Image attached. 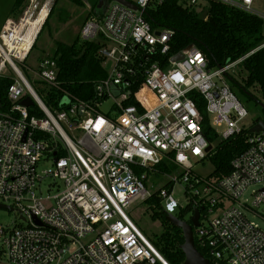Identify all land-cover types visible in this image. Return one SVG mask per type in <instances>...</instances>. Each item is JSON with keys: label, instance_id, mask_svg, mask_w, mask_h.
Wrapping results in <instances>:
<instances>
[{"label": "built area", "instance_id": "obj_1", "mask_svg": "<svg viewBox=\"0 0 264 264\" xmlns=\"http://www.w3.org/2000/svg\"><path fill=\"white\" fill-rule=\"evenodd\" d=\"M125 1L110 2L102 16L86 19L79 29L81 40L99 41L97 54L107 70L95 84L94 102L63 91L56 60L47 56L35 74L40 88L62 92L60 109L52 110L20 68L54 0H24L17 18L0 30V77L11 79L10 106L0 111V204L19 220L0 225V264H168L125 211L154 193L146 186L148 172L167 178L170 189L164 184L157 190L166 214L182 208L175 185L199 210L193 234L213 264H264V228L249 219L264 221V131H249L246 149L223 178L199 176L189 159L202 161L213 149L192 93L201 96L219 139L254 125H245L248 110L228 83L229 70L242 59L208 68L203 53L190 45L178 52L181 59L171 61L173 54L162 66L155 57L168 54L174 31L156 30L147 21L150 0ZM219 1L264 23V0L263 12L253 9L256 0ZM131 93L135 103L125 105ZM25 97L32 105L21 104ZM107 99L112 104L102 113ZM33 105L41 113L31 114ZM163 160L177 171L160 172L156 165ZM45 161L51 166L39 170ZM47 177L53 178V194L42 193ZM253 186L250 198L244 197Z\"/></svg>", "mask_w": 264, "mask_h": 264}, {"label": "trees", "instance_id": "obj_2", "mask_svg": "<svg viewBox=\"0 0 264 264\" xmlns=\"http://www.w3.org/2000/svg\"><path fill=\"white\" fill-rule=\"evenodd\" d=\"M23 1L16 0L17 7L22 6ZM70 1L83 5L82 0ZM111 1L92 0L91 8L81 25L92 16H102ZM53 8L44 25L51 16ZM146 19L156 30L169 28L174 31L170 40V51L166 55L156 56L154 61L164 66L169 63V58L173 54L190 45H194L203 53L208 68L225 66L242 59L236 65L241 73H245V76H241V83L230 74L228 78L246 94L249 88H255L264 98V46L261 47L264 42V23L261 18L219 0H204L193 5L189 3V0H160V2L150 0L146 10ZM99 46L98 40L83 41L78 35L71 44L57 41L54 55L50 56L56 60L57 79L61 89L84 102L96 100L95 84L107 74L102 59L97 54ZM10 83L9 77H0V111H7L10 106L7 98V88ZM139 86V83L134 85L131 91L134 92ZM38 91L50 109H60L58 102L62 96L61 91L46 88H40ZM191 97L198 104L203 115V133L213 145V149L206 158L213 165V171L209 176L215 179L223 178L231 171V161L246 149V138L250 135L249 128L244 129L238 135L219 139L217 133L209 125L201 96L198 93H192ZM133 103L135 101L131 93L130 98L124 101V104ZM114 108L112 110H115ZM29 111L31 114L41 113L35 105L29 107ZM116 113H119V110L116 109ZM58 153L61 155V152ZM156 168L160 172L177 171L176 166L167 160L161 161ZM149 173L151 172H148V175ZM152 174L157 175V173ZM163 187L170 189L167 184ZM146 202L149 205L151 217L158 220L162 226V232L151 242L168 264H182L185 259L181 250V245L184 243L182 230L166 219V213L157 191ZM193 209L191 204H187L179 210L176 217L189 223L190 220H185L184 216L185 213H192ZM194 243L196 249L213 264L212 259L198 245L196 237H194Z\"/></svg>", "mask_w": 264, "mask_h": 264}, {"label": "rangeland", "instance_id": "obj_3", "mask_svg": "<svg viewBox=\"0 0 264 264\" xmlns=\"http://www.w3.org/2000/svg\"><path fill=\"white\" fill-rule=\"evenodd\" d=\"M82 1L83 5H77L70 0H58L57 2L56 0H54V8L52 7L53 12L51 16L49 17L47 23L45 25L43 24L44 27H42L40 32L38 33L34 41V47L30 51V54L28 55L24 66L20 67L24 75L37 90L40 89V84L36 79L37 76L35 72L38 67L39 60L43 57L54 55L57 41L71 44L73 43V40L78 37L81 23L86 17L88 10L91 8L92 0ZM115 1L118 0H112L111 2ZM252 7L257 12H263L262 0H256ZM20 9L21 6L17 7L16 0H0V30L4 27L7 19L17 18ZM239 70L240 69L235 66L231 70H229V74L235 80L241 83V76H245V73H241ZM5 73L11 74V71L7 68L5 70ZM228 83L230 84L238 99L248 110V117L244 122L245 125L250 126L256 120L264 121V98L261 96L260 92L255 88H249L246 94V92L241 91L240 87L231 79H228ZM111 104V99H107L106 101H104L99 106L100 112H107ZM189 159L193 165V172H195L199 176L206 177L213 171V165L208 159L199 161L197 158H194L192 156H190ZM50 166L51 162L45 161L39 165L38 169L44 170L48 169ZM52 182L53 178H45L42 185L43 194H46L47 192L53 194V192L56 191L54 186H52L51 190H49L48 184ZM166 182V177L149 173L146 180V186L150 191L156 192ZM255 188L256 186L250 187L244 197L250 198V193L252 189ZM173 196L178 200L182 208L187 205L186 199L183 196L182 188L179 185H175L173 189ZM179 210L180 209L176 211L175 215H177ZM125 211L132 219V221L136 224L138 229L150 240H153L162 232V226L160 222L158 220H154L151 217L149 205L146 201H139L131 204L125 209ZM191 214V212L185 213V220H190ZM249 219L258 223L259 226L264 228V221L261 218L249 215ZM14 223H19L16 214L7 209H0V225L12 227ZM194 228L195 227H193V229Z\"/></svg>", "mask_w": 264, "mask_h": 264}, {"label": "water", "instance_id": "obj_4", "mask_svg": "<svg viewBox=\"0 0 264 264\" xmlns=\"http://www.w3.org/2000/svg\"><path fill=\"white\" fill-rule=\"evenodd\" d=\"M118 1L128 4V2H126L125 0H118ZM181 58H182V54L178 53L171 58V61H176ZM32 103L33 101L30 97H25L21 101V104L26 107L32 105ZM262 130L264 131V121L262 120H258L257 123L254 124L249 129L251 133L259 132ZM210 149H211V145H208L206 150L209 151ZM0 209H7L9 211L12 210V208L4 204H0ZM166 219L169 222H171L173 225L179 227L183 232L184 243L181 245V250L185 255V259L182 264H212L210 260L204 257L195 247L193 227H197L199 225V210L197 208L193 209L189 223L183 220H179L175 215L172 214H166Z\"/></svg>", "mask_w": 264, "mask_h": 264}, {"label": "bare ground", "instance_id": "obj_5", "mask_svg": "<svg viewBox=\"0 0 264 264\" xmlns=\"http://www.w3.org/2000/svg\"><path fill=\"white\" fill-rule=\"evenodd\" d=\"M43 18H44V13L41 14L39 20H42ZM30 42H31V40H30V39H27V40L25 41V44L22 45V47H27V46L29 45Z\"/></svg>", "mask_w": 264, "mask_h": 264}]
</instances>
